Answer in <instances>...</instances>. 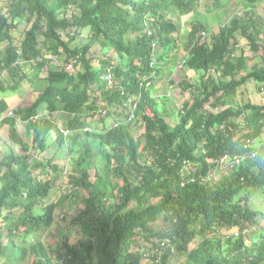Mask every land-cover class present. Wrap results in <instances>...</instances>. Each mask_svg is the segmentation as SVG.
<instances>
[{
    "label": "trees",
    "instance_id": "1",
    "mask_svg": "<svg viewBox=\"0 0 264 264\" xmlns=\"http://www.w3.org/2000/svg\"><path fill=\"white\" fill-rule=\"evenodd\" d=\"M6 1L0 264H264V98L234 102L250 82L264 96V0ZM199 8L181 42L179 17ZM164 76L194 88L175 124L155 95ZM25 82L44 87L24 99ZM56 144L79 151L71 169L43 155ZM71 198L80 238L45 241Z\"/></svg>",
    "mask_w": 264,
    "mask_h": 264
},
{
    "label": "rangeland",
    "instance_id": "2",
    "mask_svg": "<svg viewBox=\"0 0 264 264\" xmlns=\"http://www.w3.org/2000/svg\"><path fill=\"white\" fill-rule=\"evenodd\" d=\"M7 4L6 0H2V5L5 6ZM234 5V2H232ZM199 8L198 11L189 13L187 15L179 17V24H180V29H181V34H180V41L184 42L186 41V37L188 35V32L191 29V25L197 21L198 18H205V9ZM239 8L238 6L234 8V6L230 8L229 15L232 16L236 11H238ZM261 13L264 14V8H261ZM227 16V17H228ZM226 17V18H227ZM263 18V17H262ZM205 22H210V20L207 18ZM220 24L219 20H215L213 22V26L217 27ZM26 24H22L18 30L15 32V36L18 39L23 38L24 36V30H25ZM85 33H88L85 31ZM86 36L83 34L82 36H79L78 39L76 40V43H85L87 42V39H85ZM264 40V34L260 37V41ZM58 63L55 62V65ZM175 67L177 63L173 64ZM168 70V68H167ZM183 73L187 74L186 80L188 82H194L196 83L199 79V75H196L193 71H188L187 69L184 68L182 64L178 63L177 69L175 71L174 76H182ZM170 77L169 76H164L162 78L161 85L159 84L157 89L155 90V95L157 97L160 96H168V100L165 101L164 107L165 111L169 112L170 114V120L175 124L180 120V115H181V107L185 100L189 99L191 96V91L194 90V88H187L185 89L184 87H181L179 83L172 85V83L169 84L170 82ZM37 84V85H36ZM44 85L40 84V82L31 84V82H25L23 84L22 90L20 94H22V97L29 98V99H34L36 96L39 95L41 92L42 88ZM17 94H12L8 98H15ZM264 98L263 93H260L257 85L254 82L248 83L247 87L245 89L241 90L239 94L236 96L234 99L235 103L243 104L244 102L247 101H254V102H259ZM21 99V97H19ZM210 109L212 106L209 104L208 105ZM162 107V109H164ZM45 110V108H44ZM218 109H215L217 111ZM219 110H221L219 108ZM54 115H57V119L59 117V114L55 113ZM62 119H64L63 115ZM62 123V122H61ZM17 127L20 135L24 138H27L28 136L26 135V125L23 121L17 120ZM264 138V134H263ZM12 141L10 140V125L7 124H1L0 121V156L6 154L8 149L12 147ZM17 149L19 147L15 145ZM69 147L67 145L65 146H59L58 144L52 146L49 150L43 153L45 157H53L56 161L62 164V166L66 169L69 170L73 167L74 163H76L75 159L78 158L79 151H75L73 153L69 152ZM230 161H222L220 164L222 165V168L216 169L213 171V174L219 178L221 175L227 173L231 167H233L234 163L230 164ZM65 170V171H66ZM95 172V171H94ZM65 185L62 183V180L58 181L57 186L54 189L53 196L51 199L47 202L51 203V201L55 200L57 201L58 198H61L63 194H66V192L62 193ZM62 193V194H61ZM83 205L81 204L80 200H76L74 198L67 199L65 200L60 206L55 211L54 218L55 222L54 225L51 227L49 233H47L45 237V241L47 242H56L59 240H66V239H71L72 243L77 242V240L80 238L81 235L77 233V228L72 226V220L73 218L78 214L80 208ZM162 221H159L157 224V228L160 227V224ZM83 236V235H82ZM184 261L183 259H180V261L175 260L172 262V264H180V262Z\"/></svg>",
    "mask_w": 264,
    "mask_h": 264
}]
</instances>
